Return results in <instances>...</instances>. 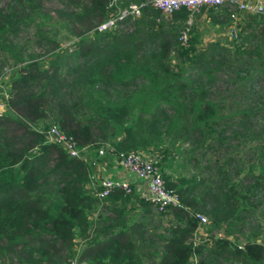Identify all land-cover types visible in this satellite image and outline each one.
I'll use <instances>...</instances> for the list:
<instances>
[{"label": "trees", "instance_id": "obj_1", "mask_svg": "<svg viewBox=\"0 0 264 264\" xmlns=\"http://www.w3.org/2000/svg\"><path fill=\"white\" fill-rule=\"evenodd\" d=\"M64 1L68 9L55 24L76 41L61 72L66 49L56 34L28 38L49 44L38 55L15 41L36 1L0 0V69L13 66L0 114V264L75 256L80 264H264L254 236L263 218L264 147L253 145L264 129V15H248L228 46L214 41L197 51L184 7L165 17L145 5L136 18H118L148 0ZM199 11L211 26L232 20L227 5ZM53 125L78 157L47 137ZM131 149L152 151L149 160L177 194L179 206L156 212L170 223L152 220V207L131 186L128 194L96 195L99 178L110 176L97 177L95 167ZM250 157L256 175L241 173ZM132 201L140 212L126 207ZM199 215L208 222L196 243ZM243 231L251 234L238 244ZM128 233L124 242L116 238ZM78 239L86 242L75 248Z\"/></svg>", "mask_w": 264, "mask_h": 264}, {"label": "rangeland", "instance_id": "obj_2", "mask_svg": "<svg viewBox=\"0 0 264 264\" xmlns=\"http://www.w3.org/2000/svg\"><path fill=\"white\" fill-rule=\"evenodd\" d=\"M35 1H36L35 11L30 16L29 24L27 25L28 28L23 29L21 33L17 34V36L15 37V41L19 45L25 44V48L27 49V51L25 52L28 55H38V54L46 53V50L48 49L49 44L48 43L46 44L45 42L46 39H43L40 42V45L36 46L31 41H28L29 40L28 38L38 33L39 30L42 32L46 31L45 32L46 35H50V36L53 34H56V41L58 44L57 46L60 47L62 51L66 49L64 52L61 53V57L59 58L57 62V65L59 69L61 70V72H64L65 64H69L71 62V57H68L66 54L72 50L71 45L73 41H76V38H74L72 32H70L66 28H62L61 25L55 24V22L59 21L58 11L60 9L66 11L68 9V5L65 4L64 0H35ZM247 1H250V0H247ZM118 2H120V0L118 1L116 0L114 4ZM122 2L123 0H121V3ZM251 2H256L260 4L262 7V11L257 12V13H250L247 11L238 12L236 13V16H237L236 21L229 20L225 24H217L215 26H211L209 24L206 13L204 14V13H201L200 11L193 13L190 18L191 20L187 25L195 28V32L197 35V44L195 46L196 50L200 51L205 47V45L212 43L214 41H218L220 44L228 46L229 41H231L232 38H236L235 36L238 31L237 27L240 24L242 25V27L245 26V24L249 20L248 15H254V14L264 15V0L251 1ZM80 3H87V0H80ZM114 8H115V11L117 12L120 7L115 6ZM231 9H233V7H231ZM130 16L132 18H136L139 15L137 16L130 15ZM111 21H112L111 24L115 22V18H112ZM111 24L108 26L110 27L113 25ZM96 30L99 31V29H96ZM36 35L39 36V34H36ZM186 37L188 38V33L186 34ZM41 58H44V60L47 61V59H45V56L41 55ZM50 58L51 57H48V59ZM5 59H8V56H5ZM44 64H46V62H44ZM12 69H13V66L10 61L5 62V64L0 69V101H3V102H4L3 96L5 93V86L7 84V78L10 72L12 71ZM262 129L263 128L259 129L257 140L256 142H253V145L255 146L259 145V146L264 147V129H263V132H262ZM254 130H256V128H254ZM260 132L262 133L260 134ZM128 151H134L140 154L143 158L147 159L148 161H149V158H151L152 161L153 160L155 161V154L152 151H140V150H134V149H131ZM250 160H251V163H249L248 161L243 163V169L241 173H243L244 171L248 169H254V172H255L254 174L256 175V172L258 170L257 162L253 157H250ZM173 167L176 168V165L173 164ZM105 173L106 172L104 171L103 174H101V176H105ZM262 207L264 208V202L262 204ZM153 211L155 212L154 209ZM262 212H263V215L261 217L263 218H260L261 228L256 230L257 234L254 236L258 242L264 245V223H263L264 222V209H262ZM158 215L159 216H157L156 218L159 219L160 221L162 220L161 222L163 225L168 224L167 215H164V214H158ZM201 229L204 230V226L201 225ZM242 233H243L242 236H238V240H237L238 244H241L246 239H248L249 234H251L245 231H243ZM204 238L205 237H203V239ZM200 241L201 240L197 241V238H195L196 243ZM85 242H86L85 239L75 240L74 246L75 248H79ZM73 259L77 260L78 258L75 256ZM67 263L63 262L62 264H67Z\"/></svg>", "mask_w": 264, "mask_h": 264}, {"label": "built area", "instance_id": "obj_3", "mask_svg": "<svg viewBox=\"0 0 264 264\" xmlns=\"http://www.w3.org/2000/svg\"><path fill=\"white\" fill-rule=\"evenodd\" d=\"M150 5L153 8L158 9L165 17L170 16L175 10L184 7L187 11L186 23L190 22L191 15L196 13L202 7H210L214 10L219 9L221 6L227 5L230 7L229 17L233 20H237L236 13L247 11L250 13H257L262 11L260 4L245 0H148L147 2L132 3L125 9L118 13V18H122L126 15H139L142 7ZM233 7V10L231 9ZM111 19L101 24L98 29L102 30L111 24ZM186 32L181 33L179 37L180 42H185ZM4 110L3 101H0V114ZM47 137L61 145L64 150L67 151L70 157H78V152L74 147L73 142L69 137L64 135L54 125L47 130ZM101 153V150L98 151ZM123 171L130 174L132 177L146 182L147 197L146 201L155 210V212H165L168 207H177L180 202L175 191L171 188H167L164 185L159 168L155 166L151 160L143 158L140 154L134 151H128L127 153L116 154L114 159ZM129 182L111 177H103L99 179V190L96 195L99 198L108 196L113 192H122L128 194L130 192ZM198 225L207 224L208 220L205 216H198ZM200 228V227H199ZM205 236V234H202ZM68 264H80L76 260H71Z\"/></svg>", "mask_w": 264, "mask_h": 264}, {"label": "crops", "instance_id": "obj_4", "mask_svg": "<svg viewBox=\"0 0 264 264\" xmlns=\"http://www.w3.org/2000/svg\"><path fill=\"white\" fill-rule=\"evenodd\" d=\"M250 1H258V0H250ZM108 162L109 161L102 162V163L98 164L95 167V171L98 172L97 177L101 176V174H103V172L105 171L106 172L105 176H110L111 178H118V179H122V180L128 181L130 183V186L133 189L134 193L138 197L143 198L144 201H146V197H147V194H148L147 188H146V182L144 180L136 179V178L132 177L130 174H128L127 172L123 171L122 168L117 164V162L115 160H112L109 163ZM105 203L107 204V201ZM126 207L127 208H132L135 211H139V210L141 211L140 204H139V202H136V201H134V203H133V201L130 202V203H127ZM149 208L151 209V207H149ZM136 216L132 215L131 217L135 218ZM151 216H152V220H155V219H157L156 217L159 216V215H158V213H156V212L151 210ZM157 220H159V219H157ZM170 221H171V217L169 218V216H167V222L170 223ZM102 224H106V222H104V223L102 222ZM118 230H119V226H115V228L113 229V232L116 233ZM153 232H154V230L149 229L148 233L152 234ZM202 234H205V233L202 232V229L200 227L194 233V240H195V238H197V241H198V240H201L202 237H206V234H205V236H203ZM131 235L132 234L128 233L125 236L116 237V238H118L119 241L124 242ZM196 235H198V236H196ZM109 237H111V235L107 234L106 238H109ZM100 240L103 242L104 239H103L102 236H100Z\"/></svg>", "mask_w": 264, "mask_h": 264}]
</instances>
